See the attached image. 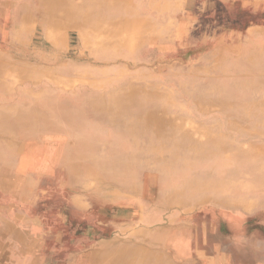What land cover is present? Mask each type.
Segmentation results:
<instances>
[{
	"label": "rangeland",
	"instance_id": "374dc122",
	"mask_svg": "<svg viewBox=\"0 0 264 264\" xmlns=\"http://www.w3.org/2000/svg\"><path fill=\"white\" fill-rule=\"evenodd\" d=\"M191 1L173 15L174 32L147 43L146 33L96 19L101 1L0 3L11 6L0 16V118L35 128L25 140L0 124V212L46 223L52 264L104 248L91 264H166L145 254L137 262V247L191 264H264V91H255L264 85V0ZM207 89L228 97L224 106ZM167 108L178 133L206 134L202 157H173L180 137L164 143L148 128L147 111Z\"/></svg>",
	"mask_w": 264,
	"mask_h": 264
},
{
	"label": "crops",
	"instance_id": "0c3cea01",
	"mask_svg": "<svg viewBox=\"0 0 264 264\" xmlns=\"http://www.w3.org/2000/svg\"><path fill=\"white\" fill-rule=\"evenodd\" d=\"M2 1L0 0V3ZM97 1L103 2L105 8L104 12H102L104 16L102 14L100 16L96 15V19L103 18L106 26L119 27L120 34L131 31L130 28H134L133 30L137 34L146 33L148 35L146 37L147 41L157 40V35L159 39L161 35L164 36L174 32L168 30L171 26H175L177 22L181 21L180 16L175 21L177 16L173 15L176 11L179 12V15L180 13H189L188 3L190 5L192 2L191 0H132L133 9L129 10L128 0H93L94 3H97ZM204 1L206 2V0ZM1 6L3 5L0 4V16L5 17L10 13L11 6L8 4L5 7ZM22 220L23 223L21 222ZM22 220L18 222L15 217H11V214L0 212V252L2 251L0 253V264H52L51 261L45 259L46 254L42 253L44 249L43 239L47 236L46 223L37 218H31L30 220L22 218ZM33 226L40 227V232L33 231ZM59 234L61 235L60 240L64 241V237H62L64 234L62 232ZM134 251L136 252L135 259L137 262L145 254L155 255L156 258L161 257L166 264H191L189 261H180V256L175 254V252L155 249L144 251L143 247L141 249L137 247ZM107 252L111 251L108 248H104L103 253H101V250L89 252L87 256L77 257L76 264H91V258L94 254L101 255ZM76 254L78 255V252ZM59 263L71 264L70 259H64L59 261Z\"/></svg>",
	"mask_w": 264,
	"mask_h": 264
},
{
	"label": "bare ground",
	"instance_id": "6f19581e",
	"mask_svg": "<svg viewBox=\"0 0 264 264\" xmlns=\"http://www.w3.org/2000/svg\"><path fill=\"white\" fill-rule=\"evenodd\" d=\"M134 1V0H133ZM200 1V0H199ZM203 1V0H202ZM138 3V2H137ZM200 3V2H199ZM206 3H207V1H206ZM227 5V4H226ZM142 6V5H141ZM197 6V5H196ZM228 6V5H227ZM178 9V8H177ZM142 14H144V13H142ZM154 14H156V13H154ZM160 17V16H159ZM166 17V16H165ZM188 19V18H187ZM190 19V18H189ZM161 20V19H160ZM219 21V20H218ZM187 22V21H186ZM198 24V23H197ZM198 26V25H197ZM218 26V25H217ZM225 26V25H224ZM210 27V26H209ZM198 28V27H197ZM221 28V27H220ZM207 31V30H206ZM219 32V31H218ZM253 32V31H252ZM207 33V32H206ZM236 33V32H235ZM246 33V32H245ZM194 35V34H193ZM222 35V34H221ZM189 37V36H188ZM198 37V36H197ZM224 37V36H223ZM153 38V37H152ZM157 39H158V37H157ZM252 39V38H251ZM201 40V39H200ZM192 41V40H191ZM144 42H146L147 43V40H145ZM238 42V41H237ZM202 43V42H201ZM200 43V44H201ZM198 44V43H197ZM229 45H231V44H229ZM196 46V45H195ZM195 46H193V47H195ZM248 47V46H247ZM255 47V46H254ZM230 48V47H229ZM254 49V48H253ZM242 50V49H241ZM240 49H237L236 48V50L234 51V52H232V53H234L235 55H237V57H240V56H243V58H247L246 56H248L249 54L246 52V51H241ZM255 50V49H254ZM231 53V52H230ZM246 55V56H245ZM230 56V55H229ZM245 56V57H244ZM196 59V58H195ZM240 59H242V58H239V60ZM230 60H235V58L233 57H231V59ZM226 61V60H225ZM227 61H229L228 59H227ZM244 61V60H243ZM240 63V62H239ZM213 69V68H212ZM201 84V83H200ZM189 85V84H188ZM126 86V85H125ZM194 86H196V85H194ZM263 86L264 85H260V84H257V86L255 87V91H257V92H260V91H264L263 89ZM197 87V86H196ZM199 87V86H198ZM202 86H200V88H201ZM195 90V89H194ZM249 92H252V89H249L248 90ZM203 92L204 93H206V94H208L209 95V93H212V94H215V97L217 96V98L215 99L214 97H212V96H210L211 98H210V100L211 101H213L214 103H217L218 105H222V106H224V104H225V101L228 99V97H225L222 93H221V91L220 90H215V91H208V89L205 91V90H203ZM111 96V95H110ZM133 96V94H128L127 95V98H129V97H132ZM138 96V95H137ZM243 96H245L244 94H242L241 96H240V98H242ZM141 98V97H140ZM212 98H214V99H212ZM149 100V102L148 103H150L152 106H150V108H159L158 106H160L159 104H158V102L157 103H154L155 102V100L154 99H152V98H150V99H148ZM147 100V101H148ZM141 101V100H140ZM134 102V99L133 98H131V99H129L128 101H127V104H132ZM144 102V101H143ZM141 103H142V101H141ZM147 103V102H146ZM134 105V104H133ZM132 105V106H133ZM128 106V105H127ZM150 108H148V109H150ZM168 109V108H167ZM166 109V110H167ZM243 109V108H242ZM127 110V109H126ZM154 111L152 112V110H149V111H147V113H148V115L146 116V118H145V123H146V125L148 126V128L151 130V131H154V133L156 134V137H157V139H159V140H161V141H163V140H165V142L164 143H168V141L170 140V139H167V137H180V138H177V139H179L178 141H177V143L174 145V147H172V149H171V155L174 157H180V156H183L184 158H190V157H192V156H195V155H197V156H199V157H202V154H203V152H202V150H201V148H203V147H205V145H202V144H204L205 142H204V140L202 139L203 138V136L204 135H206V134H204L203 132H202V129H195V131L194 130H188L187 128H185L182 132L181 131H179V133L177 132L178 131V128H177V126H179V123L178 122H176L175 123V125H171V124H169V122H171V120H169V118H168V114L169 113H171V111L172 110H170V109H168L167 110V115H162V116H159V115H155V110L156 109H153ZM254 110V109H253ZM71 111V110H70ZM142 111V110H141ZM255 111V110H254ZM72 112V111H71ZM129 112H131V111H129ZM138 112V111H137ZM158 113V112H157ZM128 114V113H127ZM251 115V114H250ZM38 117V116H37ZM37 117H36V120H37ZM124 117V116H123ZM258 117H260V116H258ZM122 118V117H121ZM251 118V117H250ZM20 120H23L22 118L20 119ZM169 120V121H168ZM248 120H249V118H248ZM38 121V120H37ZM167 122H168V125L169 126H171V128L170 129H172L171 131H173V130H175L174 132H171V133H167V134H164L163 132H161V128H163L164 129V126H165V124H167ZM11 123H13V125L15 124H17V122H16V119L15 118H0V124H2V126H1V128L3 129V131H6V132H11L12 134L14 133V132H17V131H19L20 132V134L25 138V140H29L30 138H31V134H33L34 133V131H35V128L34 127H30V126H28V125H25V124H20V127H18V128H14L13 126H12V124ZM42 125V124H41ZM44 125H47V124H44ZM43 126V125H42ZM48 127H49V125H47ZM46 126V127H47ZM138 126H140V125H138ZM17 127V126H16ZM39 127H41V126H39ZM45 127V126H44ZM121 127H122V125H121ZM37 129V128H36ZM17 130V131H16ZM118 130V129H117ZM123 130V129H122ZM139 131H140V129H138ZM197 130V131H196ZM37 131V130H36ZM136 131V130H135ZM141 131H143L142 129H141ZM43 133V132H42ZM19 134V133H18ZM40 134V133H39ZM118 134V133H117ZM203 134V135H202ZM14 135H17V133H14ZM52 135H54V134H52ZM121 135V134H120ZM120 135H118V136H120ZM127 135V134H126ZM47 137H48V135H46ZM50 136V135H49ZM17 137V136H16ZM206 137V136H205ZM52 138V137H51ZM121 138V136L120 137H118V139H117V141L119 140ZM147 139V138H146ZM171 139H175V138H171ZM44 140V139H43ZM93 140V139H92ZM94 140H96V139H94ZM52 141V140H51ZM96 141H98V140H96ZM120 141V140H119ZM19 142V141H18ZM122 142V141H121ZM125 142V141H124ZM130 142V141H129ZM210 142H211V140H210ZM218 142H219V140H214V141H212L211 143L214 145V149H217L218 148V146L217 145H219L218 144ZM163 143V142H162ZM111 144V143H110ZM125 144V143H124ZM42 145V144H41ZM130 145V144H129ZM210 145V144H209ZM38 146V145H37ZM114 146H115V144H114ZM171 146V145H170ZM220 146V145H219ZM39 147H41V146H39ZM51 147H53V145H51ZM118 147V146H117ZM247 147V146H246ZM48 148L50 149V147L48 146ZM116 148V147H115ZM133 148V147H132ZM239 148V147H238ZM240 148H241V146H240ZM243 148V147H242ZM3 149V148H2ZM37 149V148H36ZM125 149H126V146H125ZM249 149V148H248ZM54 150V149H53ZM105 150V149H104ZM134 150H136V149H134ZM116 151H117V149H116ZM127 151V150H126ZM239 151V150H238ZM34 152H36V151H34ZM46 152H47V148H46ZM118 152V151H117ZM157 152H159V151H157ZM244 152V151H243ZM32 153H33V151H32ZM41 153V152H40ZM102 153H103V151H102ZM108 153H109V150H108ZM240 153V152H239ZM245 153V152H244ZM248 153V152H247ZM118 154V153H117ZM120 154V153H119ZM123 154V153H122ZM127 154H129V153H127ZM141 154H143V153H141ZM149 154H152V152L151 153H149ZM208 154H209V152H208ZM212 154V152L210 151V155ZM123 155H125V154H123ZM154 155V154H153ZM216 155V154H215ZM230 155V154H229ZM243 155V154H242ZM248 155V154H247ZM37 156V155H36ZM36 156L34 155L33 157H35L36 158ZM89 156V155H88ZM117 156V155H116ZM138 156H139V154H138ZM137 156V157H138ZM141 156V155H140ZM150 156V155H149ZM10 157V156H9ZM118 157H120V156H118ZM117 157V159H119ZM219 157V156H218ZM257 157H259V156H257ZM256 157V158H257ZM204 158V157H203ZM251 158V157H250ZM249 158V159H250ZM254 158V157H253ZM6 159V158H5ZM7 159H8V157H7ZM96 159V158H95ZM111 159V158H110ZM114 159H116V158H114ZM212 159V158H211ZM237 159V158H236ZM35 160V159H34ZM99 160V159H98ZM101 160V159H100ZM105 160H107V159H105ZM206 160L208 161V159L206 158ZM10 161H11V159H10ZM10 161H8V162H10ZM36 161V160H35ZM90 161V160H89ZM93 161V160H92ZM97 161V160H96ZM114 161V160H113ZM206 161V162H207ZM1 162V161H0ZM43 162V161H42ZM98 162H100V161H98ZM200 162V161H199ZM30 163V162H29ZM31 163H33V162H31ZM101 163V162H100ZM2 164H4V163H2ZM1 164V165H2ZM18 164V163H17ZM34 164V163H33ZM36 164V163H35ZM94 164V163H93ZM126 164V163H125ZM123 165V166H125L126 167V170H127V167H128V169H129V171H128V173L130 172V170L132 169V168H136L137 167V165H133V164H135V163H132V164H126V165ZM138 164V163H137ZM8 165V164H7ZM10 165V164H9ZM29 165V164H28ZM92 165V164H91ZM104 165V164H103ZM102 165V166H103ZM140 165V164H139ZM179 164H177V166H178ZM196 165V164H195ZM194 165V169H195V166ZM197 165H198V163H197ZM95 166H97V165H95ZM94 166V168H96ZM227 166H228V164H227ZM231 166V165H230ZM37 167V166H36ZM45 167V166H44ZM93 167V166H92ZM129 167H131V168H129ZM144 167V166H143ZM179 167V166H178ZM229 167V166H228ZM108 168V167H107ZM139 168V167H138ZM210 168H217V167H210ZM223 168V167H222ZM14 169H15V167H14ZM97 169V168H96ZM144 169V168H143ZM147 169V168H146ZM198 169V168H197ZM196 169V170H197ZM200 169V168H199ZM224 169H225V167H224ZM245 169V168H244ZM243 169V170H244ZM263 169V168H262ZM98 170H100L99 168H98ZM138 170V169H137ZM145 170V169H144ZM202 170V169H201ZM246 170V169H245ZM261 170V169H260ZM259 170V171H260ZM133 170H131V172H132ZM204 171V170H203ZM226 171V170H225ZM257 171V170H256ZM13 172V171H12ZM100 172V171H99ZM127 172V171H126ZM134 172V171H133ZM135 172H136V170H135ZM141 172H143L141 169H140V174H142ZM219 172H220V170H219ZM254 172V171H253ZM159 173V172H158ZM203 173V172H202ZM206 173V172H205ZM218 173V172H217ZM229 173H232V172H229ZM228 173V174H229ZM235 173V178H237V176L236 175H238L237 174V172H233L232 174H234ZM238 173H239V171H238ZM18 174V173H17ZM97 174H99V173H97ZM160 174V173H159ZM189 174H191V173H189ZM193 175H194V173H192ZM220 174H221V172H220ZM225 174L226 173H224L223 175L225 176ZM14 175V174H13ZM100 175V174H99ZM103 175H104V177H105V175L106 174H104L103 173ZM102 175V176H103ZM176 175V174H175ZM178 175V174H177ZM198 175H202V174H198ZM205 175V174H204ZM222 175V174H221ZM140 176H142V175H140ZM207 176V175H206ZM223 176V177H224ZM227 176V175H226ZM225 176V177H226ZM240 176V175H239ZM20 177H21V175H20ZM208 177L209 178H213L212 179V181L214 180V176L213 177H210V176H207V178L206 179H208ZM221 176H219V178H220ZM224 177V178H225ZM228 177V176H227ZM22 178V177H21ZM159 178V177H158ZM160 178H161V175H160ZM196 178V177H195ZM217 177H215V179H216ZM222 178V177H221ZM140 179V178H139ZM138 179V181H140ZM146 179V178H145ZM175 179H178V178H175ZM191 179V178H190ZM193 179V178H192ZM131 180H132V178H131ZM135 180H136V178H135ZM181 180V179H180ZM195 180V179H194ZM210 180V179H209ZM132 181H134V180H132ZM146 181V180H145ZM175 181V180H174ZM173 181V182H174ZM182 181V180H181ZM205 181V180H204ZM212 181H210V183L212 182ZM223 181H226V180H223ZM222 181V182H223ZM141 182H143V181H141ZM188 182V181H187ZM196 182V181H195ZM198 182V181H197ZM196 182V183H197ZM206 182V181H205ZM218 183H219V179H218V181H217ZM221 182V183H222ZM135 183H138V182H135ZM140 183V182H139ZM165 183V182H164ZM207 183V182H206ZM200 184H202V183H200ZM205 184V183H204ZM193 185V184H192ZM206 185V184H205ZM215 185V184H214ZM219 185H220V183H219ZM141 186V185H140ZM167 186V185H166ZM224 186V185H223ZM226 186V185H225ZM176 188H177V186H176ZM226 189V188H225ZM221 190V189H220ZM223 190V189H222ZM11 192V191H10ZM11 194V193H10ZM20 194V193H19ZM13 195V194H12ZM18 196V195H17ZM219 197H217V199H218ZM221 198V197H220ZM15 213V212H14ZM14 213L13 214H11V215H14ZM19 213V212H18ZM10 214V213H9ZM28 216V215H27ZM30 217V216H29ZM8 218H10V217H8ZM17 223V222H16ZM28 225V224H27ZM23 230H25V229H23ZM12 238H13V236H12ZM9 241V240H8ZM14 241V240H13ZM16 241V240H15ZM4 242V241H3ZM18 242V241H17ZM18 244V243H17ZM17 246H19V245H17ZM20 247V246H19ZM19 249V248H18ZM0 253H2V251L0 252ZM6 260V259H5ZM2 264V263H1Z\"/></svg>",
	"mask_w": 264,
	"mask_h": 264
}]
</instances>
